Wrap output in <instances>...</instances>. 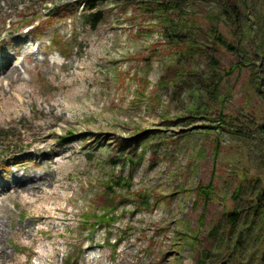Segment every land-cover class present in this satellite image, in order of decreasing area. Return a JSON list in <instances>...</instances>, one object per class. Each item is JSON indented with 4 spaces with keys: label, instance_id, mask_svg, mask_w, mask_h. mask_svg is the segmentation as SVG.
<instances>
[{
    "label": "rangeland",
    "instance_id": "1",
    "mask_svg": "<svg viewBox=\"0 0 264 264\" xmlns=\"http://www.w3.org/2000/svg\"><path fill=\"white\" fill-rule=\"evenodd\" d=\"M76 1L0 0V185H46L0 194L2 264L259 263L235 196L264 188V0H107L95 30Z\"/></svg>",
    "mask_w": 264,
    "mask_h": 264
},
{
    "label": "trees",
    "instance_id": "2",
    "mask_svg": "<svg viewBox=\"0 0 264 264\" xmlns=\"http://www.w3.org/2000/svg\"><path fill=\"white\" fill-rule=\"evenodd\" d=\"M82 1L75 3L76 4L75 9L76 11H78L80 8L82 9L79 15L81 16L83 26H88L92 30H95L98 27V25L104 20V14H102V11L96 10V8L99 4H101V2H106L107 0H84L83 2ZM114 1H117V0H114ZM70 7H72V5ZM172 34H174V36H168V35H165V36L162 35V36L167 40L175 39V37L176 38L178 37L177 34L175 33H172ZM212 41L223 42V39L221 38V36L214 33ZM225 48L229 52L233 50V46L231 45H225ZM263 120H264V116H263ZM262 127L264 128V125ZM256 181H258V179ZM208 187H210V185H208ZM246 188L247 189H244L242 185H238L237 194L235 196L236 198L237 196L244 194L250 199L253 198V201L250 200V202H248V205L245 209L246 215L244 219L242 220L243 222L242 230L240 231V234L235 243V248L238 247L237 245L241 246L245 244H248V245L252 244L253 247L262 246L261 247L262 256H260L259 263L257 264H263L264 263V260H263V256H264L263 255V252H264V236H263L264 235V188H261V190L255 194H252L253 188H250V189L248 187ZM208 190H211V189L209 188ZM112 212L113 211L104 210L103 215L99 216V219H101L100 221H105V220L109 221L107 219V216L111 215ZM235 215H236V212H234V210L228 213L227 217L231 221V222L229 221L230 224H234V222H232L233 220L230 218ZM112 218L110 222L112 221ZM100 221L98 222V220H96V222L101 225L102 223ZM257 253L258 252L252 253L253 259H256ZM202 257L204 259L207 258L206 254Z\"/></svg>",
    "mask_w": 264,
    "mask_h": 264
},
{
    "label": "bare ground",
    "instance_id": "3",
    "mask_svg": "<svg viewBox=\"0 0 264 264\" xmlns=\"http://www.w3.org/2000/svg\"><path fill=\"white\" fill-rule=\"evenodd\" d=\"M31 57V56H30ZM10 56L9 55H3L1 58V61L3 65L0 66V75H3L0 81L5 80L7 82V86L9 91H5L2 89V86H0V102L4 101V103L1 105L0 108V117L7 115L6 109H8L10 103L13 100L11 90H13L14 85L17 83H20L22 79H17L19 77V69L17 67H12L9 63ZM24 89L18 90L19 95L23 94ZM49 113H52V109H50ZM51 136V134L47 135V137ZM39 152H48L49 157L46 158L45 163L48 166L54 165V161L52 160V156L56 154V151H54L48 143H45V146H41L39 148H36ZM52 181V179H51ZM11 188L12 193L8 194L5 192L6 189ZM46 188V185L44 182H34L30 177H21L19 178L18 175H13L10 182L0 185V194H3L5 198H11L16 197L18 199H22L21 196H25V201H22V203L25 204H35L40 199V194L44 192ZM39 221V218H37ZM35 223L34 220H30V222L24 226H18V234L21 237L29 238L31 235V228L30 226ZM5 225H3L2 222H0V264L5 262V259L8 258V255H6L5 248L2 246V242L4 241L5 237L7 236V233L5 232ZM185 264H189V262H185Z\"/></svg>",
    "mask_w": 264,
    "mask_h": 264
},
{
    "label": "water",
    "instance_id": "4",
    "mask_svg": "<svg viewBox=\"0 0 264 264\" xmlns=\"http://www.w3.org/2000/svg\"><path fill=\"white\" fill-rule=\"evenodd\" d=\"M263 255H264V253H263ZM263 260H264V256H263ZM221 264H224V263L222 262Z\"/></svg>",
    "mask_w": 264,
    "mask_h": 264
}]
</instances>
